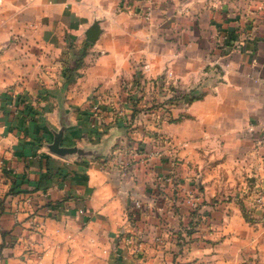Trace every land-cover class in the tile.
I'll use <instances>...</instances> for the list:
<instances>
[{
    "label": "crops",
    "instance_id": "0c3cea01",
    "mask_svg": "<svg viewBox=\"0 0 264 264\" xmlns=\"http://www.w3.org/2000/svg\"><path fill=\"white\" fill-rule=\"evenodd\" d=\"M143 1L0 0V264H264V226L236 201L246 180L264 190L262 0H145L150 20ZM218 32L243 46L219 83L175 122L128 118L143 101L124 91L143 66L191 89ZM132 158L156 159L159 174ZM141 172L178 184L153 189ZM182 197L208 211L187 245ZM136 200L178 206L147 235L129 213Z\"/></svg>",
    "mask_w": 264,
    "mask_h": 264
},
{
    "label": "built area",
    "instance_id": "2783aa9c",
    "mask_svg": "<svg viewBox=\"0 0 264 264\" xmlns=\"http://www.w3.org/2000/svg\"><path fill=\"white\" fill-rule=\"evenodd\" d=\"M143 2L144 4L142 8L144 10V17L147 20H150L154 7L151 3L149 4L148 1L146 4L145 0ZM260 8L261 10H264V0H262ZM246 35L250 36L248 33H246ZM214 39L213 51L210 55V61L208 62L209 72L206 75V79H203L198 86L191 89L181 88L174 74L170 71L167 73L166 79L147 78L145 72L149 70V67L143 66L141 73L135 77L127 88V91L132 89L135 91V96H138V94L140 96L144 95L145 105L149 107L154 105L156 113L162 121L174 122L179 120V117L181 116L179 115L178 117H175L174 112L176 110H189L194 101L205 96V94H207L206 85L208 81H213V84H217L223 79L225 73L227 72L228 64L225 62V59L234 52L242 50V44L239 43L238 40L234 41L231 39L227 33L218 32ZM245 39H247L246 36ZM134 81L138 82L137 86L134 84ZM93 108L95 111H99L100 105L94 104ZM158 122L159 121H156V123ZM165 180L167 182L174 183L175 177H167ZM254 204H256L257 207L264 206V194L260 190L255 192ZM144 205L145 203L142 200H136L133 203L132 208L141 211L144 209ZM152 205H154L153 201L148 203V207H151ZM19 213V208H16L15 214L17 218ZM31 226L37 227L39 231L43 229L39 223H35L34 221L31 222ZM183 245H187V241L184 242Z\"/></svg>",
    "mask_w": 264,
    "mask_h": 264
},
{
    "label": "rangeland",
    "instance_id": "374dc122",
    "mask_svg": "<svg viewBox=\"0 0 264 264\" xmlns=\"http://www.w3.org/2000/svg\"><path fill=\"white\" fill-rule=\"evenodd\" d=\"M203 79H206V77ZM203 79L201 81H203ZM200 82L196 86H198L200 84ZM126 90H127V88H126ZM124 92L127 95V91H124ZM139 96L140 95L138 94L137 97H139ZM126 99H127V96H126ZM120 113H121V111H120ZM94 115H95L94 110L90 109L89 117H90L91 121H94ZM147 117H148V119L145 120ZM157 117H158V114L156 113L154 105H152V107L145 105V107H144V104H143L141 106V108H137L135 110H132V111H130V113L128 112V118H130V120H133V121H156ZM127 121H129V120H127ZM150 131H153L155 133V129L150 130ZM151 148L154 150V148H155L154 143L152 144ZM124 158H125V156H124ZM139 159L132 158V163L136 164L135 168L137 167L140 171H142V169H146L148 166H150L151 168H153L155 170V172H157V174H159L160 165L156 159L146 160L145 163L144 162L142 163L141 160H139ZM118 160H120V159H118ZM118 160L116 161V163L118 162ZM137 164H139V165H137ZM141 173L142 174H140V177L144 181H146L147 185L151 186L152 188L157 184V181L163 180L165 182L166 181L165 178L172 176L171 174H168V175H163V176L159 177L156 174L155 176L152 177V176H149L146 174L143 176L144 172H141ZM174 177H175V175H174ZM175 182H177L176 179H175ZM174 183H172V184H174ZM245 183H246V185L244 187V190H242V192H241V196L236 197V196L229 195V198L233 197L235 199V197H236V201L241 205L242 214H243L246 222H248L251 225L252 224L254 225V223L256 224L259 222L258 224L264 226V220L263 219L261 221L258 219L256 220V217H255L256 211L259 210L260 208L264 209V206L263 207H257L256 204H254L255 192H257V190H260L264 194V190L262 188H260V189L254 188L253 189V185H251L248 180H246ZM193 185H195V184H193ZM153 189H159V188L157 187V188H153ZM197 189L201 190L199 188V186ZM156 191L157 190H155V192ZM0 199H2V198H0ZM4 200H5V198H4ZM219 202L220 201L218 199L215 201V203H219ZM157 204H159L158 206H162V207L165 206L166 209L165 210L164 209L159 210L158 209L159 207L156 204L152 205L151 207H148V203H145V205L143 207L144 209H142L139 212H138V210L133 209L132 206L129 209L130 210L129 213L132 215V219L136 220V221L139 220V223H140L139 225H141V227H143L144 232L147 235L160 233L156 230V227H160L163 229V226L165 225L164 222H167V219L171 220V218L173 216V211L170 210V207L175 208L178 206V204H176V203L169 205L164 200L159 201ZM182 204L185 205L184 208H186L185 209L186 215L188 216V222H187V225L185 228L186 231L189 230L188 227L190 224L188 225V223H191L194 221H198V222L200 221L201 222V221H204V218H207L208 211L205 209V206H207V202L203 201L201 204H199V207L197 209H196L197 201L195 204H190V203L185 204V201L183 198ZM172 221H174V220H172ZM180 221L184 223V221H182L181 219H180ZM201 223H204V222H201ZM260 225H258V226H260ZM182 238L184 239V236H182ZM178 242L181 245L184 244V240H182V239H179Z\"/></svg>",
    "mask_w": 264,
    "mask_h": 264
},
{
    "label": "trees",
    "instance_id": "16d2710c",
    "mask_svg": "<svg viewBox=\"0 0 264 264\" xmlns=\"http://www.w3.org/2000/svg\"><path fill=\"white\" fill-rule=\"evenodd\" d=\"M134 84L137 86L138 82L134 81ZM144 97H145L144 95H142L140 97L135 96V91L132 90V89L130 91H127V99H128V101H130L131 105H133L135 107L141 105L142 104L141 101H143V104H144V107H145ZM171 122H173V121H171ZM172 176H174V175H172ZM177 184H178L177 182L174 183V185H177ZM199 204L200 203H197L196 209L199 207ZM4 208H5V206H4V202H3V205L0 207V209L2 210ZM207 220H208V218H204V221H201V222L205 223ZM201 222L200 221L199 222L198 221H194V222L188 223V225L190 224L189 227H188L189 230H187L186 234L183 235L184 239L182 237H181V239L184 240V242H186V240H188L187 243H189L191 241V239H194V237H193L194 234L200 232V230L202 228L203 223H201ZM3 236H5V234H3Z\"/></svg>",
    "mask_w": 264,
    "mask_h": 264
},
{
    "label": "water",
    "instance_id": "95a60500",
    "mask_svg": "<svg viewBox=\"0 0 264 264\" xmlns=\"http://www.w3.org/2000/svg\"><path fill=\"white\" fill-rule=\"evenodd\" d=\"M101 33V29L98 22H95L94 25L87 31L86 36L88 41L95 42ZM63 151V149H59ZM92 156H95V152L91 153Z\"/></svg>",
    "mask_w": 264,
    "mask_h": 264
}]
</instances>
